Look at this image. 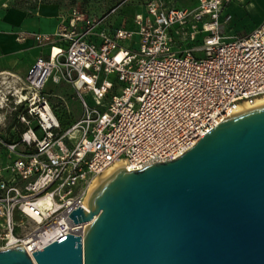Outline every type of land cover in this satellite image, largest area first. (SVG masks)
I'll return each instance as SVG.
<instances>
[{
	"label": "built area",
	"instance_id": "built-area-1",
	"mask_svg": "<svg viewBox=\"0 0 264 264\" xmlns=\"http://www.w3.org/2000/svg\"><path fill=\"white\" fill-rule=\"evenodd\" d=\"M124 1L102 16L69 9L52 33H31L47 51L23 84L6 91L0 79V108L14 113L9 127L0 120V250L21 245L34 262L31 252L82 236L88 222L68 214L92 177L119 161L135 170L176 158L264 96V17L241 37L219 30L241 0H137L131 26L107 21ZM172 28L188 47L175 48ZM49 80L70 85L81 107L66 126Z\"/></svg>",
	"mask_w": 264,
	"mask_h": 264
},
{
	"label": "water",
	"instance_id": "water-1",
	"mask_svg": "<svg viewBox=\"0 0 264 264\" xmlns=\"http://www.w3.org/2000/svg\"><path fill=\"white\" fill-rule=\"evenodd\" d=\"M82 236L0 264H264V104L232 114L180 156L113 169L91 192Z\"/></svg>",
	"mask_w": 264,
	"mask_h": 264
},
{
	"label": "rangeland",
	"instance_id": "rangeland-1",
	"mask_svg": "<svg viewBox=\"0 0 264 264\" xmlns=\"http://www.w3.org/2000/svg\"><path fill=\"white\" fill-rule=\"evenodd\" d=\"M169 1L180 7L185 6L188 8H193L197 4L196 0ZM120 2L121 0H17L18 4L27 7L31 11H33L38 4H55L58 6L61 13L65 14V16L69 9L73 7L86 15L102 16L108 13L112 7L119 4ZM138 2L139 1L137 0L124 1L118 6V9H116L114 13H110L108 15L107 21L118 22V20L123 19L125 20L127 27L131 26L132 17L136 12L137 5L139 4ZM253 2L254 3H248L247 0L231 2L229 7H226L222 12L224 20L220 23V32L227 36L234 35L241 37L250 31L253 24L257 21L260 14L264 10V0H254ZM172 36L174 40L178 42L175 43V48H179V45L180 47L182 46L184 48L190 45L184 41H179L180 35L175 33L173 28ZM129 43L130 41L127 40L123 44L128 45ZM199 55L201 56L202 53H199ZM1 78H3L4 81L8 80V78L5 79L4 77H0V79ZM22 79L23 77H18L14 82L6 83V91L12 92L13 87L23 84ZM45 91L50 93V96L48 97L49 103L53 106L56 113L58 116H60L63 122H65V124L70 122L74 117L80 115L81 107L78 103V100L74 97L75 91L70 85L66 83L56 84L49 80L45 86ZM85 96H87V99L91 101L89 95ZM13 115L14 113L11 112L7 107L0 108V120L2 121L5 118L4 122L7 127H9Z\"/></svg>",
	"mask_w": 264,
	"mask_h": 264
},
{
	"label": "crops",
	"instance_id": "crops-1",
	"mask_svg": "<svg viewBox=\"0 0 264 264\" xmlns=\"http://www.w3.org/2000/svg\"><path fill=\"white\" fill-rule=\"evenodd\" d=\"M247 1L254 3V0ZM64 17L55 4H38L31 11L17 0H0V77L8 78L4 84L24 77L35 59L46 53L47 48L37 45L31 33H52ZM263 17L264 10L252 29Z\"/></svg>",
	"mask_w": 264,
	"mask_h": 264
},
{
	"label": "bare ground",
	"instance_id": "bare-ground-1",
	"mask_svg": "<svg viewBox=\"0 0 264 264\" xmlns=\"http://www.w3.org/2000/svg\"><path fill=\"white\" fill-rule=\"evenodd\" d=\"M262 104H264V96L257 98L256 101L252 105L242 104L240 107V110L238 112L246 110V109H250L252 107H256V106H259ZM117 166H124L125 167V163L123 161L116 162V163L110 165L108 168H106L102 173L92 177V179L88 182L86 189H85V192L83 194L82 207L87 208V202H88V198H89L91 192Z\"/></svg>",
	"mask_w": 264,
	"mask_h": 264
},
{
	"label": "trees",
	"instance_id": "trees-1",
	"mask_svg": "<svg viewBox=\"0 0 264 264\" xmlns=\"http://www.w3.org/2000/svg\"><path fill=\"white\" fill-rule=\"evenodd\" d=\"M54 111H55V109H54ZM55 113H56V111H55ZM56 115L58 116L57 113H56ZM58 118H59V120L61 121V123H62L63 126L68 125V124L72 121V120H71L70 122H68L67 124H65V122H63V120L60 118V116H58Z\"/></svg>",
	"mask_w": 264,
	"mask_h": 264
}]
</instances>
